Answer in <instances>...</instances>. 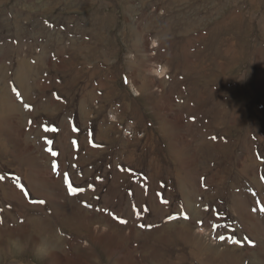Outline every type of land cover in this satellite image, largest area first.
Returning a JSON list of instances; mask_svg holds the SVG:
<instances>
[{"label":"rangeland","instance_id":"rangeland-1","mask_svg":"<svg viewBox=\"0 0 264 264\" xmlns=\"http://www.w3.org/2000/svg\"><path fill=\"white\" fill-rule=\"evenodd\" d=\"M0 86V264H264V0H0Z\"/></svg>","mask_w":264,"mask_h":264},{"label":"bare ground","instance_id":"bare-ground-1","mask_svg":"<svg viewBox=\"0 0 264 264\" xmlns=\"http://www.w3.org/2000/svg\"><path fill=\"white\" fill-rule=\"evenodd\" d=\"M21 80V79H20ZM23 83V82H22ZM11 93L9 92L8 93V91L6 90V88L5 87H1L0 86V99H3L4 100V104L2 105V110L4 111V113L6 114V116H7V118H16V120H17V122H19L20 120H19V118H21V114H20V112H18V113H16L15 112V110H17V111H20L19 110V104L16 102V101H14L12 98H11ZM19 114H20V116H19ZM2 119H3V121H4V118H3V115H2V117H1ZM23 119V118H22ZM22 119H21V121H22ZM20 123V122H19ZM21 125V124H20ZM17 126H18V124H17ZM21 127V126H20ZM29 142V141H28ZM24 145H25V143H23ZM31 144V143H30ZM27 145V144H26ZM31 145H29V147H30ZM27 148V147H26ZM32 148V147H31ZM31 151H32V149H30ZM31 153V152H30ZM35 153H37V152H35ZM33 154V153H32ZM38 154V153H37ZM38 156V155H37ZM35 159H37V158H35ZM39 159V158H38ZM41 161H43L42 159H40ZM44 162V161H43ZM45 163V162H44ZM37 165H38V163H37ZM53 182V181H52ZM52 184V183H51ZM55 184V183H54ZM82 216V215H81ZM81 216H79V217H81ZM91 216V215H90ZM93 216H96V215H93ZM78 217V216H77ZM78 217V218H79ZM83 217V216H82ZM98 217V216H97ZM96 217V218H97ZM88 218V217H87ZM90 218H92V217H90ZM90 218H88V219H90ZM95 218V219H96ZM94 219V218H93ZM78 220V219H77ZM82 222V221H81ZM60 223L61 224H63V225H68V224H70L71 222H68L67 220H64V219H60ZM75 223H76V221H75ZM92 222H91V220H88V224L87 225H89L90 226V224H91ZM78 224V223H77ZM80 224V226L78 227L77 225V227L75 226L74 228H81V224L82 223H79ZM44 226H46V227H44ZM36 227L38 228V231H39V234L42 236V237H44V240H42V242H41V246L42 247H44V248H46V249H48V248H50V250H51V248L52 247H57V246H59V244L58 243H60V240L59 239H57L56 238V236H55V234H53V231H54V224H53V221H51V220H47V221H45V222H37L36 223ZM83 227V226H82ZM83 228H85V227H83ZM2 238V237H1ZM48 238V239H47ZM192 239L195 241V242H197V240H196V238L195 237H193L192 236ZM198 243V242H197ZM224 246V245H223ZM60 248V247H59ZM200 248V247H199ZM226 248V247H225ZM224 249V248H223ZM238 250V249H237ZM228 251V250H227ZM239 251V250H238ZM17 252V251H16ZM19 252V251H18ZM22 252V251H21ZM227 253V252H226ZM243 253V252H242ZM263 253V252H262ZM230 255V254H229ZM262 255H264V254H261V256ZM239 256V255H238ZM260 259V258H259ZM233 261H234V259H233ZM235 262V261H234Z\"/></svg>","mask_w":264,"mask_h":264},{"label":"snow or ice","instance_id":"snow-or-ice-1","mask_svg":"<svg viewBox=\"0 0 264 264\" xmlns=\"http://www.w3.org/2000/svg\"><path fill=\"white\" fill-rule=\"evenodd\" d=\"M25 107H29V106H28V105H25ZM47 143H48V144H51L52 141L49 140V141H47ZM49 151L51 152V154H52L53 156L58 155V153H56V152H52L51 149H49ZM52 167H53V169H56V168H57V165L55 164V162H53ZM64 180H65L66 183L68 182V177H67V175L64 176ZM68 190H69V192L72 193V194H75V193H77V192H79V191H82L81 189H79V188H77V187H73L71 183L68 184ZM40 203H43V201H40ZM185 218H187V217H185ZM120 223L123 224V223H126V221H124V220H120ZM221 239H224V238L221 237Z\"/></svg>","mask_w":264,"mask_h":264},{"label":"crops","instance_id":"crops-1","mask_svg":"<svg viewBox=\"0 0 264 264\" xmlns=\"http://www.w3.org/2000/svg\"><path fill=\"white\" fill-rule=\"evenodd\" d=\"M30 183V189L32 190V191H34L36 194H39V195H41V197L42 198H47L48 197V194H46V193H44V192H42L41 190H39V187L40 188H42L43 186H36L35 187V185H32V183L31 182H29ZM34 189H36L37 191H35ZM49 192V191H48ZM37 196V195H36ZM49 201H47V204L48 205H50L52 202L50 201V199L49 198H47ZM31 201V200H30ZM32 203H34V201H31ZM37 202H39V200L37 201Z\"/></svg>","mask_w":264,"mask_h":264}]
</instances>
